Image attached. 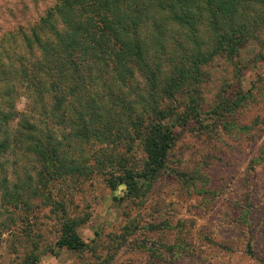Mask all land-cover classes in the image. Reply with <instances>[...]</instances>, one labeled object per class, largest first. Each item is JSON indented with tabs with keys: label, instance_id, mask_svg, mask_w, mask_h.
I'll return each mask as SVG.
<instances>
[{
	"label": "rangeland",
	"instance_id": "1",
	"mask_svg": "<svg viewBox=\"0 0 264 264\" xmlns=\"http://www.w3.org/2000/svg\"><path fill=\"white\" fill-rule=\"evenodd\" d=\"M65 1L0 0V70L49 59L41 46L53 40L56 29L66 28L59 8ZM123 5L137 22L126 42L138 40L146 58L159 64L160 83L176 67L189 69L191 91L170 99L159 90L152 103L144 75L113 55L108 61L120 64L121 75L113 80L106 72L110 88L102 77L87 90L122 123L131 113L156 114L152 104L166 109L174 123L167 164L155 178L142 181L136 197H127L125 185L111 186L107 179L124 173L123 167L143 168L146 155L138 139L75 144L68 141L64 125L54 126L50 103L34 104L22 93L16 108L31 112L35 106L45 112L60 151L85 167L58 177L53 185H34L29 203H16L0 189V264H264V15L259 3L249 0L248 15L236 19L249 42L232 59L218 53L205 62L199 52L218 43L208 2L123 0ZM223 14L229 27L231 19ZM95 60L98 56L81 53L77 59ZM84 101L89 105V98ZM183 110L192 114L186 123ZM16 150L8 157L9 171L0 174V181L8 176L9 190L34 173L26 144ZM65 219L77 220V232L88 246L59 247Z\"/></svg>",
	"mask_w": 264,
	"mask_h": 264
},
{
	"label": "trees",
	"instance_id": "2",
	"mask_svg": "<svg viewBox=\"0 0 264 264\" xmlns=\"http://www.w3.org/2000/svg\"><path fill=\"white\" fill-rule=\"evenodd\" d=\"M203 1L210 4L213 12L212 27L217 32L218 43L215 49L199 52L200 60L208 61L218 53L232 59L240 48L249 42V33L244 32L236 22L238 16L248 15L249 0ZM257 3L264 15V0H257ZM64 6L67 8L66 12L62 9ZM59 8L64 13L67 24L66 28L52 32L53 40L41 46L49 59L43 63L37 61L28 64L20 62L14 66L8 64V69L2 67L0 70V82L4 83L0 87L5 88L2 92L0 90V174L6 175L9 171L8 157L17 151L16 148L22 142L29 149L31 158L28 161L33 163L34 171L33 174L24 176L23 182L14 183V191L13 188L9 190L8 176H4L0 181V189L16 203H20L19 199L29 203L34 185L35 188L38 187L36 185H53V181L58 177L82 171L85 167L70 158L71 155L66 158L63 155L65 151H60L58 146L62 144L52 131L53 126L46 120L45 112L38 111L35 106L31 107V112L16 108L17 97L25 93L34 104L50 103V113L54 115L52 118H57L54 120V126L64 125L67 129L66 137L70 142L108 144L119 143V140L124 138L129 140L128 137H131L132 143L131 141L138 139L146 155L143 168L135 170L123 167L124 173L112 174L107 179L111 186L125 185L127 197H136L142 181L152 180L165 168L174 143V123L168 121V111L165 109L162 112L156 104H152L151 111H155L157 117L151 116L156 115L155 113L148 118L131 113V116H126L127 122L122 123L119 118L111 115L110 109L101 108L103 102L97 104V96L87 89L102 77L106 78L104 87L110 88L113 84L110 83L109 77H104L106 72L113 74V80L121 75L120 64L108 61L112 55L127 59L144 75L152 103H156L159 90L163 92L162 97L170 99L176 98L184 89L191 91L186 81L189 69L176 67L174 70L177 73H168L167 79L160 83L159 64H154L146 58V52L138 40H133L132 45L125 40L131 27L136 26L137 22L135 14H129L124 9L123 0H67L60 3ZM221 13L231 19L229 27L223 24ZM242 21L240 18L239 22ZM248 27L250 28V25ZM80 53L88 57L98 56V60L77 61ZM126 72L124 75L132 77L131 73ZM84 90L89 91L85 98L90 99L89 105L82 96ZM194 95L190 94L191 102L196 100ZM47 96H50V101ZM239 102L240 98L235 102V106H238ZM3 107L7 109L3 111ZM84 107L94 111L93 114H88ZM181 113V119L186 123L192 114L187 110ZM124 131L127 138L122 135ZM77 224L75 219L63 221V235L58 242L59 247L83 249L88 246L77 232Z\"/></svg>",
	"mask_w": 264,
	"mask_h": 264
}]
</instances>
